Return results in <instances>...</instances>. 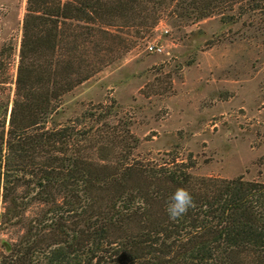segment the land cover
Segmentation results:
<instances>
[{
  "label": "trees",
  "instance_id": "16d2710c",
  "mask_svg": "<svg viewBox=\"0 0 264 264\" xmlns=\"http://www.w3.org/2000/svg\"><path fill=\"white\" fill-rule=\"evenodd\" d=\"M264 12V0H25L10 98L0 46V264H264L256 179L198 175L115 123L118 105L64 117V96L160 20Z\"/></svg>",
  "mask_w": 264,
  "mask_h": 264
},
{
  "label": "rangeland",
  "instance_id": "374dc122",
  "mask_svg": "<svg viewBox=\"0 0 264 264\" xmlns=\"http://www.w3.org/2000/svg\"><path fill=\"white\" fill-rule=\"evenodd\" d=\"M25 0H0V46L11 42L5 77L11 98ZM159 43L162 52L147 46ZM118 105L115 123L151 159H191V172L256 179L264 157V12L196 23L166 17L139 46L64 96V117L89 103ZM2 206L0 201V212Z\"/></svg>",
  "mask_w": 264,
  "mask_h": 264
},
{
  "label": "built area",
  "instance_id": "2783aa9c",
  "mask_svg": "<svg viewBox=\"0 0 264 264\" xmlns=\"http://www.w3.org/2000/svg\"><path fill=\"white\" fill-rule=\"evenodd\" d=\"M149 52L160 53L162 52V46L159 43H151L147 46Z\"/></svg>",
  "mask_w": 264,
  "mask_h": 264
}]
</instances>
